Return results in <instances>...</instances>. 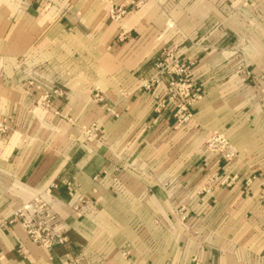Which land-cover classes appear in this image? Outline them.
Wrapping results in <instances>:
<instances>
[{"label": "crops", "instance_id": "obj_1", "mask_svg": "<svg viewBox=\"0 0 264 264\" xmlns=\"http://www.w3.org/2000/svg\"><path fill=\"white\" fill-rule=\"evenodd\" d=\"M129 1L0 0V264H264V0L109 17ZM176 44L201 95L182 127L140 89ZM215 131L238 149L230 166L205 147ZM227 168L234 186L201 191ZM52 185L70 241L45 249L7 221Z\"/></svg>", "mask_w": 264, "mask_h": 264}, {"label": "built area", "instance_id": "obj_2", "mask_svg": "<svg viewBox=\"0 0 264 264\" xmlns=\"http://www.w3.org/2000/svg\"><path fill=\"white\" fill-rule=\"evenodd\" d=\"M32 3L34 0H24ZM147 0H130L128 4L111 3L108 15L113 20H119L130 10L142 6ZM173 23L168 24V28H172ZM192 64L184 57V53L180 51L179 46H168L163 50L161 58L154 64L153 74L145 79L140 89L150 91L155 88L159 89L155 96V111L161 113L163 110L171 109L174 123L176 127H182L192 117L191 106L201 98L200 93L196 90L195 80L191 75ZM243 71V69H241ZM247 77H252L250 71H245ZM29 84H33L32 81ZM64 90L57 88L52 92L44 91L36 102L38 107H50L52 98L61 97ZM96 99L102 97L96 95ZM97 125L94 124L92 129L96 130ZM8 127L0 122V138L6 133ZM205 147L208 152L217 154L229 166L238 157V149L231 143L229 138L220 132H213L207 138ZM256 176H252L246 180V186H251ZM238 181L237 174H230L228 168L213 172L205 186L201 189L204 193H211L214 186L219 184L222 187H232ZM264 187V179L260 180ZM52 185L46 192L35 196L31 201L18 208L8 219L7 223L12 225L19 223L24 229L29 239L36 245L53 249L55 247H63L69 243L70 239L66 231L65 224L53 205V189ZM264 200V196H263ZM87 207L84 198H79L76 208ZM177 216L187 222L190 216L187 211L180 207L176 210ZM194 264H200L197 258L193 260Z\"/></svg>", "mask_w": 264, "mask_h": 264}]
</instances>
